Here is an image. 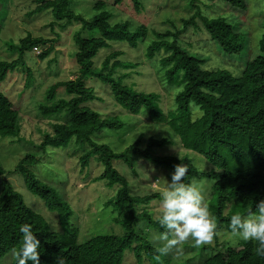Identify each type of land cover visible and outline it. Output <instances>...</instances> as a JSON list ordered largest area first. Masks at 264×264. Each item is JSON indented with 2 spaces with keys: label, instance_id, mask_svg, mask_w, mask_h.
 I'll use <instances>...</instances> for the list:
<instances>
[{
  "label": "trees",
  "instance_id": "obj_1",
  "mask_svg": "<svg viewBox=\"0 0 264 264\" xmlns=\"http://www.w3.org/2000/svg\"><path fill=\"white\" fill-rule=\"evenodd\" d=\"M34 1L37 6L29 15L50 12L49 27L52 30L54 25L60 31L73 23L79 26L73 31L75 50L69 56L76 75L71 80L50 85L44 93L45 102L36 105L43 117H56L62 112L67 117L63 121H54L50 129L42 134L40 142H25L20 137L19 111L13 108L0 89V138L16 139L35 149L24 153L14 171L18 172L26 189L40 199L48 211L57 213L59 225L66 231H52L46 219L24 203L11 183L2 180L0 257L19 249L22 237L19 226L28 223L40 241V264H124L125 252H133L137 264L144 259H147V264H171L173 259L192 264L191 258L182 261L183 257L179 255L176 258L161 255L145 234L135 230L136 224L147 222V226L155 227L159 234L166 231L161 228L158 219L153 220L146 210L158 194H131L126 177L114 165V162H121L135 173L136 163L144 160L160 172H165L170 179L174 166L184 164L188 169L184 182L195 181L200 185L215 217L217 235L212 244L195 246L193 242L184 243L187 246L183 249L200 251L198 264H264V256L256 254V242L240 240L229 229L232 215H255L256 204L264 200V0H216V4L227 3L245 14L252 6L255 23L251 26H248L250 21L244 23L247 29L244 24L229 22L222 16L224 12L208 13L203 0H189L193 12L186 19H178L180 28L173 32L153 31V38L148 41V29L144 23L133 24L129 19H115L114 10L124 8V0H96L89 18L69 7L72 0ZM126 1L135 13L143 9L141 0ZM85 31H89L90 35L84 36ZM189 31H201L206 38L207 34L221 59L238 56L244 49L256 54L242 67L234 65L237 72L225 68L208 69L205 66L209 59L184 47L182 36ZM55 43L56 39L26 34L16 43L8 44L7 49L14 56L0 60V84L8 73L19 67L24 68L25 85L28 84L32 70L26 67L27 53L42 47L44 49L36 57L44 60L53 51ZM114 44H123L131 49L143 44L146 62L155 64V69L163 73L158 81L172 90V99L164 110L159 106L158 94L138 91L124 83L125 74L117 76L119 69H133L137 63L122 60V51L111 50ZM103 50L110 52L97 66L94 61ZM53 62L55 59L49 64ZM92 79L105 86L119 111L131 116L144 114L153 124L166 128L169 136L155 134L145 137L141 134L120 150L95 139L103 133H120L130 125L122 115L104 114L100 109L89 106L99 98L95 89L87 85ZM60 89L69 96L68 99L57 98ZM143 140L146 141L141 148ZM71 143L85 147L79 160L80 171L87 172L89 166H92L91 170L97 169L98 175L90 181L106 182L104 186L107 189L116 187L112 189L115 190L113 196L104 205L111 207L115 215L113 221L122 228V234L92 236L79 243L77 230L69 221L71 207L53 187L41 182L32 171L38 164L37 153L43 155L47 148L65 149ZM174 144L185 153L175 156L157 155L155 152V149ZM5 173L0 166V176ZM137 206L142 209L138 210ZM220 230L232 234L233 240L221 239ZM11 264H16L14 255Z\"/></svg>",
  "mask_w": 264,
  "mask_h": 264
},
{
  "label": "rangeland",
  "instance_id": "obj_2",
  "mask_svg": "<svg viewBox=\"0 0 264 264\" xmlns=\"http://www.w3.org/2000/svg\"><path fill=\"white\" fill-rule=\"evenodd\" d=\"M96 0H72L70 8L75 13L83 14L86 18L92 16V5ZM108 1V0H106ZM189 0H141L143 9L139 13H135L130 3L123 1V7L115 8V19L132 21L133 24L144 23L148 29L146 41L153 38L151 34L154 32H165L166 30L174 31L180 28L179 18L189 17L193 9L188 4ZM206 4L208 13L215 14L224 12L222 16L228 18L232 24L243 25L250 21V25L255 22L252 17L253 7L249 6L248 12L236 10L227 3L216 4V0H203ZM37 6L34 0H0V60L7 57H13L14 54L7 49L10 43H16L19 38L30 34L33 37H43L46 39H56L53 51L44 60L37 59V55L44 49L38 47L28 52L26 56V67L32 70V77L28 84L25 85L26 75L23 69L15 70L8 73L5 80L0 84V89L3 94L12 103L13 108L19 111L21 118L20 137L32 141L33 144L40 142L42 134L50 129V125L54 121H63L67 117L65 113H59L56 117H43L37 110L38 102L44 101V93L46 89L57 81L71 80L76 75L72 59L69 57L73 47L72 35L73 31L79 28L78 25L72 24L64 30H58L54 25L53 30L49 27L51 22L50 12H42L39 14L29 15L30 12ZM170 19V21H169ZM173 19V20H171ZM243 25L245 29L246 25ZM174 26V27H173ZM84 36H89L90 32L85 31ZM97 36V34H96ZM207 38L201 31H189L182 36L184 47L192 52L199 53L202 57L209 59L205 66L208 69L220 68L227 69L232 72H237L235 66L242 67L247 60L254 58L255 54H251L247 49L241 51L240 55H232L230 58H222L216 51L212 41ZM207 39V41H206ZM189 42V44H188ZM204 43V44H203ZM207 43V44H206ZM112 51H122V60L137 63V67L133 69H119L117 76L125 74L124 83L132 85L136 90L143 92H154L159 96V106L164 108L172 99V90L164 87L163 82L158 81V77L162 78L163 73L155 69V64L146 62L144 58L143 44H139L136 49L128 48L123 44H114L111 47ZM110 50L99 52L94 63L99 65L103 58ZM55 62L49 64L50 61ZM95 89L98 100H94L89 105L93 109H100L104 114L117 113L124 116L126 122L130 125L120 133H105L98 135L95 139L106 142L112 149L120 150L128 142H132L138 135L145 137L155 134L169 136L168 131L163 126L155 125L150 121L149 117L144 114L137 116L128 115L124 111H119V107L111 95L104 88L105 86L92 79L87 83ZM57 98H66L69 96L60 89L57 92ZM50 120V121H49ZM144 138V137H143ZM177 139V138H176ZM142 142V147L145 145ZM35 151L31 146L24 142H17L16 139L0 138V166L5 170V174L0 176L2 180H7L11 183L14 189L22 196L24 203L36 213L43 216L50 229L58 233H64L66 229L59 225L57 213L48 211L42 201L31 194L23 184L22 178L18 172L14 171V166L27 151ZM85 147L77 146L71 143L67 148L52 149L47 148L45 154L36 155L38 164L32 168L36 177L43 183L53 187L58 194L66 201L72 210L70 217L71 226L77 230V240L79 243L97 235H120L122 228L116 225L113 221L114 214L111 212V207L104 205L106 200L114 194L112 189H107L104 185L106 182L90 181L98 175L97 169L89 166L87 172H81L80 157L84 153ZM157 155L171 154L180 156L185 153L184 150L177 144L166 145L161 149H155ZM116 169L126 177L129 183L130 193L137 196L158 194V198L149 202L146 206L147 212L153 220L158 219L161 211V193L170 182V178L165 172H160L154 165L139 160L135 166V173L126 167L121 162H114ZM199 165V162H197ZM138 210L142 209L137 206ZM147 222H139L135 226L136 232L141 231L150 243L160 249L164 245V241L159 240V232L154 227H149ZM220 238H225L228 242L233 240V235L225 230L218 231ZM169 238H172L170 233ZM186 242L192 243L191 240L180 243L177 248H173L166 253L160 252L161 255L176 258L183 257V260L191 258L192 264H198L200 251L190 248L183 249L187 246ZM184 244V245H183ZM212 244V242H211ZM233 246V245H232ZM13 260V252H9L3 257H0V264H11ZM147 259H144L141 264H147ZM171 264H183L176 262L174 259ZM124 264H137L133 252H125ZM185 264V263H184Z\"/></svg>",
  "mask_w": 264,
  "mask_h": 264
},
{
  "label": "clouds",
  "instance_id": "obj_3",
  "mask_svg": "<svg viewBox=\"0 0 264 264\" xmlns=\"http://www.w3.org/2000/svg\"><path fill=\"white\" fill-rule=\"evenodd\" d=\"M188 169L184 164L174 166L170 182H167L161 193V211L158 223L166 231L158 239L164 241L160 252L166 253L184 242L191 240L195 246L211 243L217 235L215 217L202 194L201 187L195 181L184 182ZM255 215L249 213L241 216L234 214L230 218L231 233L243 241L256 242V254L264 256V200L256 204ZM22 234L18 250L13 252L16 264H40V241L28 223L19 226ZM169 233L172 238H169Z\"/></svg>",
  "mask_w": 264,
  "mask_h": 264
},
{
  "label": "built area",
  "instance_id": "obj_4",
  "mask_svg": "<svg viewBox=\"0 0 264 264\" xmlns=\"http://www.w3.org/2000/svg\"><path fill=\"white\" fill-rule=\"evenodd\" d=\"M35 49V48H34Z\"/></svg>",
  "mask_w": 264,
  "mask_h": 264
}]
</instances>
